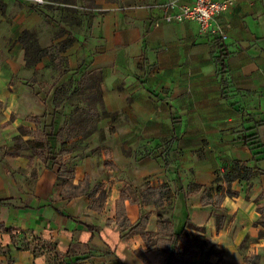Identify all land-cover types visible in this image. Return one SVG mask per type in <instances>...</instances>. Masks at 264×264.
<instances>
[{
    "label": "crops",
    "instance_id": "crops-1",
    "mask_svg": "<svg viewBox=\"0 0 264 264\" xmlns=\"http://www.w3.org/2000/svg\"><path fill=\"white\" fill-rule=\"evenodd\" d=\"M87 1L90 5L79 7ZM170 1H176L169 11L173 13L184 3H71L82 11L76 13L78 31L70 33L74 41L63 56L69 74L85 59L88 71L100 73L105 110L97 131L84 140V155L70 150L73 140H66L69 153L63 160L66 169H74L71 183L85 181L87 194L62 198L58 165L45 164L29 149L27 157L7 158L9 172L0 162V202L8 203L0 206V225L9 230L0 231V264H158V251L147 250L142 236L129 231L142 214V203L131 190L124 201L127 224L120 227L116 222L120 192L129 186L135 193L145 182L156 197L163 191L158 188H167L163 183L174 189L173 231L179 232L185 223L203 228L201 236L208 244L196 257L200 264H255L249 262L251 257L264 264V237L258 240L262 228L256 224L259 209L264 216V0H234L220 17L230 26L221 41L228 53L227 99L222 98L217 76V38L200 33L195 23L165 24L162 17ZM41 5L0 0V140L6 147L23 128L31 130L22 135L27 140L20 138L33 140L36 125L30 119L40 120L38 115L46 110L19 81L26 66L21 33L36 34L44 21H51L42 13L49 7ZM64 36L58 41L67 33ZM36 65L47 66L49 59ZM246 137L255 143L253 151L243 142ZM144 146L148 152L137 154ZM236 162L252 170L250 180L231 183L236 197L221 198L213 190L211 206L202 207L203 188L219 178L218 186L226 190L224 175L232 173ZM28 169L31 182L22 175ZM90 185L95 186L89 190ZM191 185L202 189L189 191ZM214 207L227 216L219 230ZM145 215V230L156 235L158 214L152 208ZM246 238L255 242L241 255L238 247Z\"/></svg>",
    "mask_w": 264,
    "mask_h": 264
},
{
    "label": "rangeland",
    "instance_id": "rangeland-1",
    "mask_svg": "<svg viewBox=\"0 0 264 264\" xmlns=\"http://www.w3.org/2000/svg\"><path fill=\"white\" fill-rule=\"evenodd\" d=\"M43 3L41 6L49 7L45 9L42 13H47L46 15L51 20L50 22L54 23L50 24L48 21H44L40 28L37 29V33L34 34L39 45L42 48L49 47L53 44V41L57 42L59 39L65 37L64 32L71 33L74 35L78 31L79 25V16L76 13H80L82 9H76L73 7L74 0H42ZM92 1V0H91ZM65 3H68L65 5ZM72 3V4H71ZM72 5V6H71ZM90 3H84L79 7L86 8ZM46 11V12H45ZM87 13V12H86ZM89 18V17H88ZM89 19L87 20V24ZM60 37V38H58ZM61 41V40H60ZM58 41V42H60ZM55 44V43H54ZM37 66V67H36ZM59 70H54L51 66H43V65H33L32 67L24 68V73L20 74L19 81L23 86L29 87L31 89V96H34L39 99L43 107L46 108L44 110L43 115H38L40 118V128L42 129L44 124L50 123L51 116L50 113L57 110V113L61 115L56 120L58 126L62 125L66 128L67 135L69 139H72V143H69V149L74 151H80L84 155L86 153V144H84L85 133H87L90 129H92L95 125L97 127L98 118L105 114L104 107L102 104L98 103L99 100V92L97 88L99 72L98 71H87L90 73V76L83 80L81 86H78L77 83L73 80V74H67L66 76H60ZM80 78V77H79ZM81 80V79H80ZM10 85H13V81H11ZM37 93V96L35 95ZM53 107V108H52ZM55 109V110H54ZM96 112V117L95 116ZM31 113L27 116H30ZM4 114L0 111V119ZM23 115L22 118L27 117ZM44 116V117H43ZM10 119H14L16 115L13 114L9 116ZM31 129L23 128L18 133V137H21L23 140H27V136H22L23 134H28ZM90 136V135H89ZM17 137V136H16ZM6 141L1 142L0 140V162L6 167V169L11 170V166L9 164V160L7 158H12L15 155L18 156H29L31 153L28 150H18L14 151L15 141L14 138L12 142H9L10 145L6 147L4 144ZM3 144V146H1ZM163 145V143H161ZM148 147V145L146 146ZM148 152V150L142 147V151H137V154H144ZM156 154V153H155ZM72 163V162H71ZM32 162L29 163L28 167L31 168ZM20 170V169H19ZM22 173L23 176H26V181H28L29 175H32V171L28 169V171H24ZM16 173V172H15ZM14 174V173H13ZM33 176V175H32ZM30 182L32 180H29ZM218 182L213 185V187L218 186ZM96 185V184H95ZM95 185H90L89 190L93 188ZM126 185H129L126 183ZM163 188H158V190H163L160 193V197H156L151 189L147 188L146 182L143 184V189H137L135 193L131 194L135 199L142 203L141 212L142 214H148L150 209H154V212L161 215L163 220L175 223L176 213L174 212V199L173 192L174 189L169 184L163 183ZM189 191L195 190L194 186H190ZM134 190V189H133ZM143 195V196H142ZM156 197V198H155ZM218 201V200H217ZM218 203V202H217ZM217 206V205H216ZM213 216L216 217L217 220H221L222 222L227 219V216H224V212H220L219 207H214ZM220 215L223 217L220 218ZM172 223V224H173ZM171 224V225H172ZM188 228L189 234L194 237H201V232H203V228H197L190 223H185ZM165 231V230H164ZM168 235V231L156 234V236H160L163 239H166ZM191 237V236H190ZM199 237V238H200ZM148 239L153 243L154 236H149ZM255 242V240L246 238L238 247V251L241 255L245 254V249L248 248L250 244ZM156 250L159 253V262L158 264H167L164 259L162 253L165 251L164 243L157 245ZM207 247V246H205ZM202 249L199 250V253L202 252ZM210 248L209 250H212ZM251 257L249 262L255 263ZM192 264H200L196 258L192 261ZM203 264V263H202Z\"/></svg>",
    "mask_w": 264,
    "mask_h": 264
},
{
    "label": "trees",
    "instance_id": "trees-1",
    "mask_svg": "<svg viewBox=\"0 0 264 264\" xmlns=\"http://www.w3.org/2000/svg\"><path fill=\"white\" fill-rule=\"evenodd\" d=\"M66 33L67 32H64L63 34ZM73 41L74 40L71 37V34L67 33V37L62 41L52 44L49 47L42 48L39 45L35 35L29 31H23L19 37V42L21 43L22 48L24 50L26 67H32L33 65L38 64L42 60V58L47 57L49 59V66H51L52 69L59 70L60 68H62V70L59 71V75L62 77L70 73L68 61L63 56V53L72 45ZM217 42L218 45H220L219 47H217L219 55L215 60L217 65V76L220 78L219 84L221 88L222 98L227 99V91L230 88V82L228 78L225 77V59L227 58L228 53H226L224 46L221 44V40L217 38ZM88 64L89 60H83V62L73 73V77L76 76V78L74 77L73 80L75 81V83H77L78 86H81L83 80L90 76V73L87 72ZM101 80V75L99 73L97 88L99 92L98 103L100 105L102 104L100 87ZM141 84H144V82H141ZM35 95L37 96V93H35ZM50 114V123L48 125L44 124L42 129L40 128V120L38 118L30 119L36 125V130L34 132H31L33 140L23 141L20 137H17L15 139L16 145L14 147V151L29 149L33 151L34 154L45 164L52 163L58 165L57 178L59 186H61L62 188L60 193L62 198L71 199L73 197L85 195L87 194V183L84 181L77 186L72 185L71 182L74 176V169H66V162L63 160V157L69 153L66 149V140H68L69 138L68 136H66V128L62 125L58 126L56 123V120L60 117L61 112L59 115L57 113V110H55ZM95 117L96 112L94 118ZM96 131L97 127L95 125L92 129L85 133V137L91 135ZM250 141H252V139H249L248 137L243 139V142L247 144L248 147H250V149L253 151V145L255 143H252ZM170 143L171 141L168 142V144ZM252 175L253 172L250 168L246 167L241 163H233L232 173L229 175H224L225 184L227 186L226 190H223V187L221 186H217L215 188L213 187V185L219 181V178H216V180L212 182V185L210 187L203 188L200 194L202 207L211 206L210 201L213 190L216 194H221V198L225 196L236 197L238 193L230 190L231 183H233L235 180L248 182ZM192 186H194L195 188L193 192H199L202 189V187L196 185ZM129 190H132V188L129 186L123 189L120 192V199L116 202V222L120 224V227L127 224L124 211V201L128 199L127 191ZM248 190L249 186L246 190V194ZM101 195H99L100 199L103 198V194ZM260 197L262 198V196ZM6 205H8L7 202H0V206ZM259 212L261 218L260 221L256 224L259 225L262 229L259 231L258 240L264 237V216L262 209H259ZM220 218H222V216H220ZM147 223L148 216L141 214L138 219V222L135 225L128 226L129 231L136 232L142 236L146 244L147 250H155L156 247H158L157 245L164 243L165 251L162 253V255L166 260L167 264H192V261L199 254V250L207 246L208 244L202 236H199V238L190 235L189 231L186 230L190 227H187L186 225L179 232L173 231L171 223L163 220V218L159 214L157 215V234L168 231L166 239H163L160 236L153 235L150 232H147L145 230ZM216 223L217 229L219 230L222 226V221L217 220ZM0 231L7 232L9 230L0 225ZM149 236H154L153 243L148 239ZM136 255L140 257L144 262H147L143 251L137 250ZM77 262L78 260H75L70 264H77Z\"/></svg>",
    "mask_w": 264,
    "mask_h": 264
},
{
    "label": "built area",
    "instance_id": "built-area-1",
    "mask_svg": "<svg viewBox=\"0 0 264 264\" xmlns=\"http://www.w3.org/2000/svg\"><path fill=\"white\" fill-rule=\"evenodd\" d=\"M18 1V0H15ZM32 3L40 5L42 0H31ZM184 3L178 7L176 13L169 12L176 6V1L166 4L168 12L162 17L165 24L172 23H195L199 32L212 35L222 42L226 40V30L230 28L228 23L220 20L233 6L234 0H183Z\"/></svg>",
    "mask_w": 264,
    "mask_h": 264
}]
</instances>
